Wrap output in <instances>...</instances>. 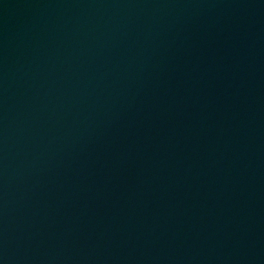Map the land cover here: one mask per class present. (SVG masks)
<instances>
[{
	"label": "water",
	"instance_id": "obj_1",
	"mask_svg": "<svg viewBox=\"0 0 264 264\" xmlns=\"http://www.w3.org/2000/svg\"><path fill=\"white\" fill-rule=\"evenodd\" d=\"M0 264H264V0H0Z\"/></svg>",
	"mask_w": 264,
	"mask_h": 264
}]
</instances>
